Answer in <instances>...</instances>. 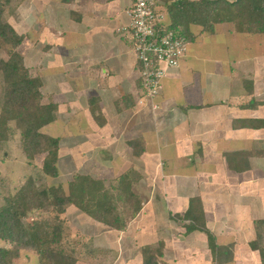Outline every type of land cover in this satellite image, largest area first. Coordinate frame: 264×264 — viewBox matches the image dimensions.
Listing matches in <instances>:
<instances>
[{
    "label": "crops",
    "instance_id": "0c3cea01",
    "mask_svg": "<svg viewBox=\"0 0 264 264\" xmlns=\"http://www.w3.org/2000/svg\"><path fill=\"white\" fill-rule=\"evenodd\" d=\"M169 1L159 0L158 10L170 23ZM131 4L20 6L25 64L41 78L46 102L56 104L55 120L42 131L60 141L59 177L69 171L116 185L131 170L141 201L124 229L75 205L67 218L76 217L78 230L95 239L110 264H142L144 251L159 247L161 264H218L207 232H186L189 221L179 218L198 197L217 244H233V259L224 264L253 253L262 264L250 242L255 220L264 218V126L245 122L264 121V33L241 32L233 22L211 32L192 24L187 53L166 72L153 109L139 102V62L129 34L119 31L130 23Z\"/></svg>",
    "mask_w": 264,
    "mask_h": 264
},
{
    "label": "trees",
    "instance_id": "16d2710c",
    "mask_svg": "<svg viewBox=\"0 0 264 264\" xmlns=\"http://www.w3.org/2000/svg\"><path fill=\"white\" fill-rule=\"evenodd\" d=\"M17 0H0V51L7 58L0 59V74L3 77V102L0 110V140H6L11 130L10 122L20 130L22 149L32 160L45 154L42 171L47 176H59L58 158L60 141L42 131L56 117V104L46 102L42 93L43 82L33 75L25 64L19 47L24 35L3 19L5 9ZM70 2L71 0H64ZM170 2V1H169ZM167 3L171 22L169 27L191 39L190 26L200 25L203 31H213L218 23L233 22L241 32L264 33V0H173ZM247 126L259 128L264 121L250 119ZM136 155L137 144L130 142ZM135 178L133 172L121 175L116 185L108 187L104 180L76 173L68 188L47 185L31 175L5 198L0 206V239L13 243L11 247H0V264H13L20 256L21 248H29L38 256L39 264H77L79 257L63 243L64 218L67 208L75 205L93 219L115 229H124L128 221L141 209V201L132 191ZM131 201L133 213L123 219L117 199ZM32 210H49L53 218H38L26 224L24 219ZM180 219L189 221L186 232L201 229L208 234L213 259L218 264L233 259V244L219 245L206 226L203 204L200 198L190 201V206ZM255 236L250 247L258 251L264 264V218L254 222ZM161 247L143 253L142 264H161Z\"/></svg>",
    "mask_w": 264,
    "mask_h": 264
},
{
    "label": "rangeland",
    "instance_id": "374dc122",
    "mask_svg": "<svg viewBox=\"0 0 264 264\" xmlns=\"http://www.w3.org/2000/svg\"><path fill=\"white\" fill-rule=\"evenodd\" d=\"M24 0L13 1L5 11L3 12V19L5 21L11 20L16 25L19 33L23 28V14L22 6ZM10 23V22H9ZM11 24V23H10ZM22 34V33H21ZM35 41V38H34ZM22 45V44H21ZM38 47V44H37ZM20 53L23 54L24 47L20 46ZM7 53L4 50L0 51V59L7 58ZM33 73V72H32ZM34 75V73H33ZM3 91L4 82L3 77L0 74V110L3 102ZM11 130L6 140H0V206L5 203V198L9 195L14 194L18 187L31 175L36 176L39 181L47 185H58L61 184L68 188L69 182L73 179L69 171L63 176L51 177L47 176L42 171L43 158L45 154H39L34 159H28L22 149L21 134L20 130L15 126L14 122H10ZM118 183V182H117ZM106 184V183H105ZM108 187L112 186L106 184ZM117 206L122 212V217L128 220L133 213L132 202L129 203L125 199H117ZM54 213L49 210H32L28 212L27 217L24 219L25 223L28 224L38 218H53ZM71 213L67 218L66 214L64 218V240L63 243L66 247L71 249L79 257L77 264H110L108 253L104 252L102 248L97 246L95 239L90 238L87 240L85 237L84 230H78L76 217L73 218ZM174 219L180 224H185L183 220H177L176 216ZM78 221V219H77ZM184 232V231H182ZM80 235L84 236L81 239ZM13 243L8 240L0 239V247H11ZM244 254V253H243ZM235 264H259L257 254L240 255ZM13 264H39L38 256L29 248H21L20 256L13 260ZM234 264V263H233Z\"/></svg>",
    "mask_w": 264,
    "mask_h": 264
},
{
    "label": "built area",
    "instance_id": "2783aa9c",
    "mask_svg": "<svg viewBox=\"0 0 264 264\" xmlns=\"http://www.w3.org/2000/svg\"><path fill=\"white\" fill-rule=\"evenodd\" d=\"M159 0H132L126 10L129 25L119 28L131 38V48L139 62L142 83L140 104L158 105L155 98L161 90L162 79L171 68L180 66L188 50L186 36L169 27L167 14L158 10Z\"/></svg>",
    "mask_w": 264,
    "mask_h": 264
}]
</instances>
